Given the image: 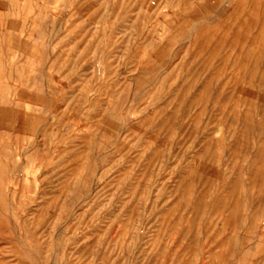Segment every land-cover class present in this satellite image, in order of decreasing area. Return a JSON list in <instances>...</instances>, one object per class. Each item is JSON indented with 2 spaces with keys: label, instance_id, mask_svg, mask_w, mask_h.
Returning a JSON list of instances; mask_svg holds the SVG:
<instances>
[{
  "label": "rangeland",
  "instance_id": "rangeland-1",
  "mask_svg": "<svg viewBox=\"0 0 264 264\" xmlns=\"http://www.w3.org/2000/svg\"><path fill=\"white\" fill-rule=\"evenodd\" d=\"M0 264H264V0H0Z\"/></svg>",
  "mask_w": 264,
  "mask_h": 264
},
{
  "label": "bare ground",
  "instance_id": "bare-ground-1",
  "mask_svg": "<svg viewBox=\"0 0 264 264\" xmlns=\"http://www.w3.org/2000/svg\"><path fill=\"white\" fill-rule=\"evenodd\" d=\"M229 1V0H228ZM226 2V1H225ZM225 4V3H224ZM199 6V5H198ZM220 10V9H219ZM238 27V26H237ZM39 64V63H38ZM2 75V74H1ZM22 110V109H21ZM36 119V118H35ZM232 197V196H231Z\"/></svg>",
  "mask_w": 264,
  "mask_h": 264
}]
</instances>
